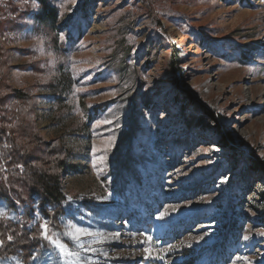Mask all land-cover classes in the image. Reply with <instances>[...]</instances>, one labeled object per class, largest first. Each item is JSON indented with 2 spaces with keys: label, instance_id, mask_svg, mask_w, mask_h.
I'll list each match as a JSON object with an SVG mask.
<instances>
[{
  "label": "rangeland",
  "instance_id": "rangeland-1",
  "mask_svg": "<svg viewBox=\"0 0 264 264\" xmlns=\"http://www.w3.org/2000/svg\"><path fill=\"white\" fill-rule=\"evenodd\" d=\"M44 2L54 26L36 17L39 0L0 4V123L28 164L59 174L67 202L81 204L77 220L95 218L88 202L107 208L105 221L81 225L118 238L81 255L97 264H264V0ZM192 101L203 110L198 123L187 119ZM108 135L115 144L98 171L92 144ZM2 180L30 212L28 188ZM0 208V223L16 225ZM36 214L27 222L42 239L47 219ZM1 248L0 264L24 254Z\"/></svg>",
  "mask_w": 264,
  "mask_h": 264
},
{
  "label": "trees",
  "instance_id": "trees-1",
  "mask_svg": "<svg viewBox=\"0 0 264 264\" xmlns=\"http://www.w3.org/2000/svg\"><path fill=\"white\" fill-rule=\"evenodd\" d=\"M39 1L42 5V9L36 17L41 19L44 23L54 26L57 19L55 9L47 6L44 2L45 0ZM247 55L248 54L245 53V56ZM170 65L173 67L172 64ZM191 103V111L187 115V119L198 123L202 115H204L203 110L198 106L199 104L197 102L192 101ZM183 109L184 107L180 106L178 113L184 120L185 114ZM3 123L6 124L5 122L0 123V143H2L4 139L7 145L10 144L11 140L9 139V142H6L9 136L4 134L9 130L3 127ZM7 147H2L0 150V165L4 167L3 172L0 171V207L8 208L9 212L17 217V223L13 225L7 220L5 222L7 224L0 223V240L4 241L1 252L10 255V253L12 254L16 251L17 253L20 252L28 255V258L25 259L26 256L20 254L21 260H19L17 256L11 255V257L15 259L12 261L13 264H65V261L60 257L56 249L48 244L47 241L37 238L33 226L30 222H27L29 220V214L39 213V216L36 214L38 217L36 219L37 222H40L41 219L45 217L50 221L51 225L54 224L57 226L52 229V231L55 232L63 230L64 222L84 224L86 221H94V219L96 221L98 219H100V221H105V219H101V216L108 213V210L102 204L99 205L97 203L88 202L85 209L89 213H94L95 218L86 215L81 216V218H79L80 220H77L75 217L77 216V211L81 208V204L78 202L76 204L67 202L66 194H64L62 190L59 174L53 170L28 164L27 159L28 161H32V158H28L25 156L24 152L17 150V148L11 144ZM56 148L58 149V147ZM17 165H21L22 167H17ZM70 167L71 166L68 165L58 168L65 171ZM257 171H263L264 173V166H262V168H257ZM3 177H5V181H7V179L13 180L9 181L11 186L15 180L28 188L32 195L28 203L30 212H28V209H26L25 212H20V208L18 209L16 202L10 200V198L13 197L12 194L15 195L16 189L13 187H11V189L4 187ZM24 216L26 217L25 220L23 218ZM67 219L70 220L67 221ZM28 227L30 228L28 229ZM9 236L12 237L11 240H8ZM10 264L12 263L10 262Z\"/></svg>",
  "mask_w": 264,
  "mask_h": 264
},
{
  "label": "snow or ice",
  "instance_id": "snow-or-ice-1",
  "mask_svg": "<svg viewBox=\"0 0 264 264\" xmlns=\"http://www.w3.org/2000/svg\"><path fill=\"white\" fill-rule=\"evenodd\" d=\"M0 4H4L5 7H7V0H0ZM28 4V0H20V7H24ZM38 5L35 3V0H33V3L31 7L36 8ZM60 39L63 40L64 37L61 34ZM42 41L38 38L36 41L35 47L40 48L41 55H44L43 48L40 47ZM49 56H51V53H48ZM75 68V66H74ZM78 71H84V69H79ZM90 79V78H89ZM83 91V89L77 88L76 92ZM83 113H81V119H84ZM112 120H102L96 123L94 127L99 128L101 125H108L111 124ZM115 144V136L114 135H108L107 137L102 136V144L100 147H98L95 143L92 144V154H93V167L97 168L98 171L103 170V166L106 164L107 156L106 153L109 152L112 147ZM99 166V167H98ZM17 167H22L21 165H17ZM73 198L71 196L68 197V200H72ZM175 211V209H173ZM7 211L3 208H0V217H7ZM161 217L168 215V212H162ZM40 227V237L47 241L48 244H50L54 249H56L60 257L65 261V264H97V262L93 259H91L88 256H82L81 253H97L100 252L101 249L98 247H94L93 245L96 244H103L105 241L109 240L110 238H118L119 233L115 234H105L102 231L99 230H92L91 227H85L82 226L79 223L76 222H69L63 224V230L62 231H52L53 228H56L57 226L52 224L50 225L49 221L45 220L43 223L39 225ZM260 235L264 236V232L260 233ZM66 238V239H64ZM249 237L246 235L244 236V239L247 240ZM12 237L9 236L8 240H11ZM196 240L202 239V237H195ZM149 241H152L151 236H146L143 243H148ZM4 243L3 240H0V245ZM190 247L191 245H187ZM173 245H169L168 249H165L164 251H170L173 249ZM146 256L148 258H151L153 253L150 251V249L146 248L144 249ZM104 256H107V252H103ZM160 260H164L163 255H158ZM247 260V258H243ZM233 264H235V261H233ZM248 264H251V261H248Z\"/></svg>",
  "mask_w": 264,
  "mask_h": 264
}]
</instances>
